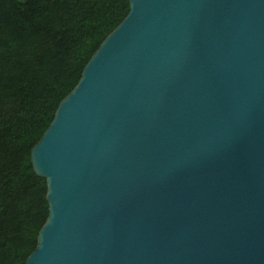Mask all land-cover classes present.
I'll return each mask as SVG.
<instances>
[{
	"label": "water",
	"instance_id": "obj_1",
	"mask_svg": "<svg viewBox=\"0 0 264 264\" xmlns=\"http://www.w3.org/2000/svg\"><path fill=\"white\" fill-rule=\"evenodd\" d=\"M30 148L24 264H264V0H127Z\"/></svg>",
	"mask_w": 264,
	"mask_h": 264
},
{
	"label": "trees",
	"instance_id": "obj_2",
	"mask_svg": "<svg viewBox=\"0 0 264 264\" xmlns=\"http://www.w3.org/2000/svg\"><path fill=\"white\" fill-rule=\"evenodd\" d=\"M127 0H0V264H24L47 214L30 148Z\"/></svg>",
	"mask_w": 264,
	"mask_h": 264
}]
</instances>
